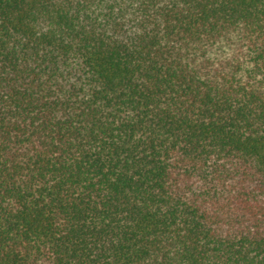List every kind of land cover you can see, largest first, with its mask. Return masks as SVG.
Masks as SVG:
<instances>
[{
    "label": "trees",
    "instance_id": "obj_1",
    "mask_svg": "<svg viewBox=\"0 0 264 264\" xmlns=\"http://www.w3.org/2000/svg\"><path fill=\"white\" fill-rule=\"evenodd\" d=\"M0 264H264V0H0Z\"/></svg>",
    "mask_w": 264,
    "mask_h": 264
}]
</instances>
